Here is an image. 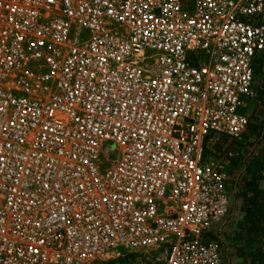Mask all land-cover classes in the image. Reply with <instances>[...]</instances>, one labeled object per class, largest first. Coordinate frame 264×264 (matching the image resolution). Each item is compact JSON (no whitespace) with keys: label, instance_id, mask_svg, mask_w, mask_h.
<instances>
[{"label":"built area","instance_id":"built-area-1","mask_svg":"<svg viewBox=\"0 0 264 264\" xmlns=\"http://www.w3.org/2000/svg\"><path fill=\"white\" fill-rule=\"evenodd\" d=\"M262 65L264 0H0V264H224Z\"/></svg>","mask_w":264,"mask_h":264},{"label":"trees","instance_id":"trees-1","mask_svg":"<svg viewBox=\"0 0 264 264\" xmlns=\"http://www.w3.org/2000/svg\"><path fill=\"white\" fill-rule=\"evenodd\" d=\"M261 128L264 131V125H261ZM243 153L241 154L245 155ZM254 156L255 154L251 153L241 164H236L243 172L238 173V170H235L232 177L228 178L230 186H227L229 213L239 212L226 222V225L231 227L230 240L243 242L239 249H227L229 252L234 249L237 254L235 259L245 260L247 264L264 262V164L253 161ZM225 258L223 257L224 262Z\"/></svg>","mask_w":264,"mask_h":264},{"label":"rangeland","instance_id":"rangeland-1","mask_svg":"<svg viewBox=\"0 0 264 264\" xmlns=\"http://www.w3.org/2000/svg\"><path fill=\"white\" fill-rule=\"evenodd\" d=\"M264 66L258 67L256 69V91L257 97L252 100H248L245 103V107L242 109L247 113V116L250 120L249 127L240 140H222V142L218 143L217 146L206 150V154L208 157H212L211 159L219 163L224 171L227 173L228 178L232 177V174L235 170H238V173H242L239 164H241L242 160H245L250 156L251 153H254L253 161H260L264 164V131L261 128V125H264ZM263 123V124H262ZM259 131L260 135H259ZM212 151L220 152L221 156L214 155ZM245 153H243V152ZM233 154V157L229 156V154ZM241 153L245 154L242 155ZM262 158V159H261ZM238 164V165H236ZM235 166H238L235 168ZM227 179V186H230ZM229 184V185H228ZM239 212L229 213L225 221L215 227L213 234L211 237L216 238L217 241L220 242L222 246V254L223 257H226V261L224 264H247V261H241L239 263L238 259H235L237 255L234 253V249L232 252H229L227 248H236L239 249L242 245V241L232 242L230 240V228L226 224L227 220L233 218L234 215ZM231 226V225H230ZM229 236V237H228ZM228 246H227V244ZM233 246V247H232ZM224 261V259H223Z\"/></svg>","mask_w":264,"mask_h":264},{"label":"crops","instance_id":"crops-1","mask_svg":"<svg viewBox=\"0 0 264 264\" xmlns=\"http://www.w3.org/2000/svg\"><path fill=\"white\" fill-rule=\"evenodd\" d=\"M240 113H242V114H246L247 115V113L243 110V109H241L240 110ZM262 159V158H261ZM262 160H264V159H262ZM241 261H239V263H240ZM245 264V263H244Z\"/></svg>","mask_w":264,"mask_h":264}]
</instances>
